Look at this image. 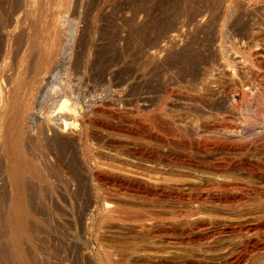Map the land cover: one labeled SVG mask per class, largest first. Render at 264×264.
I'll return each instance as SVG.
<instances>
[{"label":"rangeland","instance_id":"rangeland-1","mask_svg":"<svg viewBox=\"0 0 264 264\" xmlns=\"http://www.w3.org/2000/svg\"><path fill=\"white\" fill-rule=\"evenodd\" d=\"M262 3L259 0L235 2L231 0H71L68 10L64 13L66 25L62 27L64 36L69 40L60 56L62 66L68 68L64 80L67 79L69 85L73 87L74 95H81L85 101L89 98H97L108 102L110 108L114 106L116 109L115 107L118 106L117 110L121 109L123 114H127L125 111L131 106L130 101L136 102L140 99L137 102L141 103H136L141 104L140 106L145 102L146 106L148 102L146 107L151 109L162 97L177 96V98L190 99L193 105H195L193 99L196 98L203 99L205 103L200 101L199 108L197 104V106L188 104L187 107L183 105L181 107L177 102L168 101L169 104L168 102L163 104L162 117L164 120L167 119L166 121L168 119L177 123L186 121L187 124L190 120L187 125H191L198 116L200 118L206 115L212 116L215 110L214 116L217 115L215 116L217 122L221 121L220 117L240 122V114L232 106V99H237L236 101L239 102L241 96L239 93L228 94L224 89L232 82H242L246 87H251L252 91L260 85L262 78L255 77V72L264 73V47H262L264 46L262 45L264 3ZM227 10L228 12L232 10L231 15ZM19 12V0H0V63L3 58L13 62V59L19 56L20 49L16 41L19 33ZM2 74L0 64V87L4 89L5 81ZM257 83L259 84L256 85ZM254 100L249 101L251 104L243 105L256 109L257 99ZM190 106L191 108H188ZM99 115L101 120L110 119L109 122L116 127H107L103 124L89 125L87 136L91 145L90 152L86 151L84 141L83 144L80 145L79 142L78 144L77 140L73 139V133L67 129L58 132L61 140L67 142L63 151L55 146L51 138L48 140L49 136L41 139L40 143H34L32 138L30 142L29 134L26 135V132H29L26 126L27 131L25 134L22 131L21 136L26 135L28 138L25 136L22 137V142L19 140L24 155L21 164L30 160L29 163L25 162L28 167L24 165L25 163L23 166L26 169L25 174L29 176L32 173L33 176L30 174V180L27 175V178H19L26 181L25 183L21 181L23 187L21 192L14 191V185L8 180L9 176L11 179L8 172H11V167H15L14 159L18 160V158L14 150H11V143L7 141L10 138L7 134L11 131V127L9 128L8 124L0 119V264H102V262L107 264V259L102 256V247L105 246L104 248L107 247V250L112 251L133 245L131 243L137 238L133 233L135 227L131 229L129 224L117 220L114 222L112 219L105 220L102 225L98 223L101 227L94 223L97 222L95 216L97 210H100L98 208L101 206V199L105 193H112L108 198L105 194V198L109 200L112 197L110 200L122 204L121 206H125L126 209H132L130 207L140 209L141 205L147 207L148 205L139 203L130 196L134 194L132 187L124 182L143 187L147 179L149 181L152 177L153 179L162 175L175 177L177 168L171 163L166 166L162 163L164 165L161 164L158 172L157 168L148 167L151 165V159L133 154L134 141L136 140L135 145L141 146L144 143L143 145L147 147L151 143L149 147L153 145L155 150L165 149L166 146V149H170L172 144H168L166 137L167 134H171L169 137L173 138L174 134L170 130L163 131V135L159 133L155 136L140 129L138 136L130 130L127 115L126 118L123 115L125 119L114 118L110 114L108 116L107 112ZM36 117L39 118V114ZM248 124L242 122L245 131L254 125L257 126ZM124 126L128 127L127 130ZM7 137L8 139H5ZM36 143L40 145L37 146ZM4 152L7 153L4 155ZM26 155L30 156V159ZM5 156H9L10 162L12 161L10 168H7L10 164L8 165L9 159L6 160ZM165 168L169 169H166L168 173H165ZM96 173L99 174L98 177ZM152 173L154 175L151 177ZM238 174H242L238 176L243 180H248L250 176L241 172ZM153 179L147 182L149 186L153 183ZM127 188L132 192L128 190L127 193ZM122 192L126 195H121ZM119 194L125 197L124 200ZM16 199L18 202L23 199L17 209L14 207L18 203ZM14 200L16 203L12 205ZM22 202L23 205H20ZM20 208L23 209L24 214L23 211L18 213ZM10 209L13 216L10 215L12 214ZM21 213V219L26 215L24 219L26 225L16 216ZM16 222L18 225H15ZM92 222L94 226L100 227L99 238L94 236L90 228ZM20 226L25 227L24 231ZM18 233L22 236L20 237ZM157 247L147 250L148 258L143 254L134 255L128 259L127 264H161L173 253L178 252L174 248ZM98 254L101 255L100 258ZM112 256L113 261L114 258L117 259V256ZM163 259L164 261H161Z\"/></svg>","mask_w":264,"mask_h":264},{"label":"bare ground","instance_id":"bare-ground-1","mask_svg":"<svg viewBox=\"0 0 264 264\" xmlns=\"http://www.w3.org/2000/svg\"><path fill=\"white\" fill-rule=\"evenodd\" d=\"M70 1L71 0H19V33L16 36V41L20 49L19 56L17 57L15 55L16 58L13 59V62L9 61L7 58H3L0 63L3 81H5L4 89L0 87V119L4 120L9 128L11 127V131L7 134L10 138L7 141L11 143V150H14L13 152L18 158V160L14 159L17 165L15 164V167H11L12 161L10 162L9 158L11 152L8 157L5 156L7 158L6 160L9 159L10 162H8V165H10H7V168L11 167V170L9 169L11 172H8L10 173L8 176L11 175V179L9 176L8 180H11V183L14 185V191L21 192L23 188L21 185V181H23L22 177H26L27 175L25 174L26 169L23 166L26 161L21 164L24 160V155L19 140L22 142V137L29 134V140L32 138L34 143H40L39 141H41V139L49 136L48 140L51 138L55 146L63 151L67 142L63 138V140H61V136H59L58 132L59 130L67 129L73 133V139L77 140V143L79 142L81 145L84 141L86 151L90 152L91 145L88 142L89 137L87 136L88 126L91 124H103L107 127L115 126L109 122L110 119L109 121H107V119L106 121L101 120L99 114L107 112V115L110 114V116H114V118L123 117V115L126 118L125 115H127L129 118L130 130L132 133L138 134V136L140 129L147 131V134L149 132L155 136L159 133L163 135V131H173H171L174 134L173 138L169 137L171 134H167L168 137H166L167 135L165 136L168 144H172V148L166 149V146V150L163 148L159 150L161 149L159 147V149L156 148L157 150H155L152 147L153 145L149 147L151 143H149L147 147L143 145L144 143L141 144V141L140 146L135 145L136 140H133L134 147L132 148V152L133 154L135 153V156L140 155L142 156L141 158L145 156V159L146 157L151 159L150 162L147 158V161L151 164H148V167L157 168L156 171L158 169L160 170L162 163H165V166L170 163L174 164V167L176 166L177 168V174L175 177L162 175L156 178L154 177L155 179H153L152 176L154 174L152 173L150 176L152 175L151 180L153 179V185L150 184L149 186L147 182L149 183L151 180L148 181L147 179L146 184L148 186L144 183L143 187H141V185L122 181L132 187L134 194H130L131 197H134L135 200L137 199L139 203L148 205L147 207H142L140 204V209H135V207L134 209L133 207H130L132 209H126L125 206H121L122 204L120 205L110 200L112 197L109 200L106 199L112 193L107 192L109 194H106L103 192L107 197L105 198L106 195L104 194L101 199V206L98 208L100 210H97V215L95 216L97 222L94 223L99 225L108 219H112L113 221L117 220L124 224H129L131 229L135 227L133 233H135L137 237H135L137 240L135 239L134 243L130 242L133 244L132 246L130 245L131 247L128 248V246H126L127 249L121 248L110 251L109 249L107 250V247H102V256L107 259L106 261H110L111 264H127L130 257L143 254L148 258V249L152 250L158 248L157 246H161L174 248L175 251H178L173 253L169 259L165 261L164 259L161 260L164 261L161 262V264H264V73L255 72V77L260 76L262 78L259 82L261 86L255 87V91H252L251 87L243 85L242 82H232L224 89L228 94L239 93L241 96L239 102L236 101L237 99H232V106L236 108V111L240 114V122L232 121L231 118L225 120L220 116L219 117L222 119L217 122L218 120L215 119L217 115L214 116L215 110L212 112V116L206 115L204 118L198 116L199 118L197 117L191 125H187L190 123V120L187 124H185L186 121L179 123L171 121L170 119L166 121L167 119L164 120L162 117L163 104L166 102L174 101L179 103L181 107L182 105L187 107L188 104H192L190 99L189 101L187 98H177V96L176 98H169V96L162 97L156 106L151 105L154 107L151 109L146 107L148 102L146 106V102L140 106L141 104H136L141 103L137 102L140 99L136 102L130 101L129 105L131 106L129 109L126 107L128 110L125 111L127 114H123V111H120L121 109L117 110L118 106L115 107L116 109H114V106L110 108L108 102L101 101L97 98H89L85 101L84 98H81V95H74V90H72L73 87L69 85L67 79L64 80L65 75L68 73V68L62 66V62L60 61L61 53L63 49H65V45L69 42L68 38L64 36L62 27L66 25L64 24V20H66L64 13L68 10ZM231 1L235 2L237 0ZM259 1L264 3V0ZM231 11L232 10L228 12L227 10L230 15ZM263 44L264 43H262V45ZM254 99H257L256 104H258V106L256 109L245 107V105L251 104L249 101L251 102V100ZM193 100L194 104L198 105H196L197 107H199L198 103H200V101L203 102V99L200 100L196 98ZM146 101L148 100L146 99ZM244 103L245 105H243ZM122 105L124 104L122 103ZM188 108H191V106ZM37 114H39L41 119H39L40 117H36ZM124 117L122 119H125ZM242 122L253 125L256 124L257 126L254 125L252 128L247 127L249 129L245 131ZM26 126L29 131L28 133L26 132L27 128L25 129ZM125 126L124 129L127 130L128 127L125 128ZM22 131L24 134L26 132V135L21 136V134H23ZM135 134L134 136H136ZM28 136L26 137L28 138ZM8 137L5 139H8ZM71 141L73 140L71 139ZM43 142L45 143V141ZM164 143L166 144V142ZM51 144L52 142L50 146ZM38 145L40 144H37V146ZM7 152H4V155ZM63 153L65 154V152ZM91 156L93 157V154ZM258 156L263 158V160ZM28 157L30 159V156ZM136 158H138V156ZM257 158L262 161L260 162ZM26 163L24 165H26ZM33 165L35 164L33 163ZM26 167L28 166L26 165ZM167 168H165V170ZM167 170L165 173H168ZM156 171L154 170V173H156ZM171 172L172 171H170V173ZM239 172L245 173L247 176L250 175L249 179L243 180L240 178L238 175L242 174H238ZM161 173L164 174V172ZM30 174L33 176L32 173ZM30 174L29 176H31ZM97 175L99 174L96 173V176ZM29 176L27 175L28 179ZM19 178L22 179L20 180ZM128 190L131 191V189L127 188V191ZM127 193H129V191ZM123 194L122 192L121 195ZM124 195H126V193ZM120 197H122V199L125 198L123 196ZM19 199H21V197H19ZM25 200L24 204H26ZM19 202L17 205L14 200L12 205L15 204L16 206L14 207L17 209L20 207ZM10 204L9 206L12 207ZM20 205H23V202L22 204L20 203ZM11 209L10 213L15 211V209L12 211ZM20 209H18L19 214L23 211V209ZM22 213L24 214V211ZM22 213L16 216H18L21 221L23 220L22 222L24 224L26 215L24 219H21L20 216H22ZM10 215L13 216V212ZM19 219L18 222L20 221ZM10 221L12 220L10 219ZM18 222H16L15 225ZM88 223L90 224V222ZM94 225L92 222L90 228L94 232V236L99 238V228L102 224L99 225L100 227ZM12 226L14 225H11V227ZM18 228L17 231H19ZM23 228L25 229V227ZM89 232L90 231H88V233ZM19 236L21 237L22 235ZM17 239L19 240V238ZM15 246L17 247L16 244ZM15 249L14 251H16ZM112 255L117 256V259L115 260L114 258L113 261L111 259ZM100 256L101 255H99V258ZM108 262L107 264L110 263Z\"/></svg>","mask_w":264,"mask_h":264}]
</instances>
